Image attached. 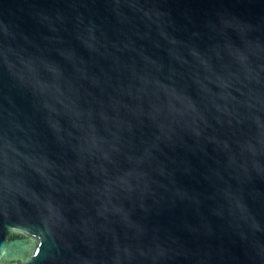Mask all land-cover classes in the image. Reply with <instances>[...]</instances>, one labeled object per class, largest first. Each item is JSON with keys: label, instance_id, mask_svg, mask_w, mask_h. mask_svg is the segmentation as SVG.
Instances as JSON below:
<instances>
[{"label": "water", "instance_id": "1", "mask_svg": "<svg viewBox=\"0 0 264 264\" xmlns=\"http://www.w3.org/2000/svg\"><path fill=\"white\" fill-rule=\"evenodd\" d=\"M0 264H264V0H0Z\"/></svg>", "mask_w": 264, "mask_h": 264}]
</instances>
